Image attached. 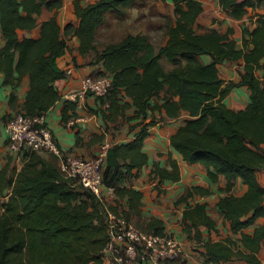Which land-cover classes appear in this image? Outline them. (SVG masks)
Instances as JSON below:
<instances>
[{"label":"trees","instance_id":"trees-1","mask_svg":"<svg viewBox=\"0 0 264 264\" xmlns=\"http://www.w3.org/2000/svg\"><path fill=\"white\" fill-rule=\"evenodd\" d=\"M136 1L96 0L81 5L75 0L76 25L67 23L62 30L53 16L39 24L37 37L20 39L18 32L36 27L43 9L57 10L63 0H0L3 82L15 90L23 77L29 80L25 101L15 113L44 114L60 99L54 82L64 72L57 59L66 50L65 37L76 36L80 54L93 53L95 61L101 62L111 77L108 92L94 97L101 104L98 112L102 120L118 123L140 118V127L131 140L110 144L106 149L102 183L111 187L115 196L109 208L120 209L131 222L133 217H140L143 193L126 186V182L147 163L143 145L147 127L153 124L144 122L147 110H163L169 118H178L185 112L188 116L170 135V146L184 162L201 164L211 181L223 176L226 190L237 178L247 190L240 196L220 197L216 203L231 233L238 235L236 240L228 236L201 242V226L208 231L216 229L204 202L187 203L182 214L183 231L203 248L206 264H224L231 259L264 264L258 258L264 245V187L257 181V173L264 169V80L255 74L262 69L264 75V12L256 13L250 24L242 28V47L236 48L235 41L226 33L193 30L202 11L199 0H171L176 20L166 27L165 44L155 48L148 35L126 33L99 50L97 32L108 16H125V9ZM218 3L228 15L241 19L248 9L261 7L264 0ZM239 60L243 61L239 80L225 82L217 65ZM163 62L169 67L165 68ZM100 75L107 74L94 76ZM239 86L247 87L249 101L244 108L233 110L223 100L233 87ZM155 97L158 100L151 104ZM15 101L12 91L10 107H15ZM131 108L134 113L127 117L126 111ZM67 109L74 110V103L65 101L64 123L75 117L74 113L68 115ZM11 155L16 160L17 156ZM19 159L20 167L16 169L14 164L11 176L6 177L7 168L0 171V264H102L108 235L100 199L91 190L65 178L52 155L28 149ZM167 164L168 167H161L155 162L151 177L160 182L179 180L177 161L169 155ZM6 186L10 191H2ZM209 193L202 186L187 187L177 202ZM120 200H126V208ZM258 218L262 221L256 224ZM132 223L144 231L163 233L162 222L155 217L142 224L138 220ZM250 226L251 232L243 231Z\"/></svg>","mask_w":264,"mask_h":264},{"label":"crops","instance_id":"crops-1","mask_svg":"<svg viewBox=\"0 0 264 264\" xmlns=\"http://www.w3.org/2000/svg\"><path fill=\"white\" fill-rule=\"evenodd\" d=\"M74 1L75 0H63L62 7L57 10L49 11L43 9L37 17L38 25L31 30H20L18 32L19 38L37 37L39 35V24L53 16L56 17L62 30L67 23L76 25L78 20L74 13ZM78 1L81 5H86L96 0ZM199 1L202 5V11L195 20L193 30L196 33H203L208 29H215L219 33H226L230 39L235 41L236 48L242 47V28L250 24V19L252 17L255 18L256 13L264 12L263 3L261 7L254 10L251 8L248 9L247 14L241 19H234L220 8L218 0ZM152 6L154 7V12L157 17L167 20V24H165L164 27L165 32L167 25L174 24L176 20L174 4L171 0H145V4L136 8L134 7L131 18H133V20H146L149 7ZM152 17L151 14L148 16V18L151 19ZM150 22L149 20L150 30L160 31L159 23L154 25V23ZM147 31L146 25H144L143 28L129 33H142L148 35ZM65 38L67 47L64 54L57 59V65L62 71L71 68L72 73L70 75H64L54 82V86L59 94L64 91H75L79 89L80 80L84 76L95 74L110 75L103 68L101 62L95 61L93 53L85 55L80 54L78 50L79 39L76 36L67 35ZM166 40L167 35L164 33V40L159 47L165 44ZM3 44L4 37L0 29V47ZM97 48L100 50L102 47L97 46ZM202 59L204 60L205 57H202ZM262 63L264 64V58L262 59ZM168 67V65L165 66V68ZM217 67L219 76L225 82L229 80L238 81L240 77L239 73L243 70V61H223L218 64ZM255 74L261 80H264L262 69L256 70ZM3 79V73L0 72V171L7 168L6 177H9L11 176V170L14 168V164L17 165L16 169H19L20 166L17 164L14 157L10 160L7 158V152L9 151L7 149L4 128L8 119L15 114V111L21 109L25 101L29 80L27 76L23 77L19 86L13 90L10 85L4 84ZM12 91L16 96L14 108L10 107L8 102L9 95ZM156 100H158L157 97L151 99V104ZM248 101L249 90L245 86L233 87L223 100L225 105L233 110L244 108ZM64 105L65 101L60 97V99L44 113L46 125L51 130L62 151L71 152L82 158L94 157L105 143H124L131 140L140 127V125H137L140 118L125 119L120 124L104 122L98 112L101 105L100 102L90 95L85 98L83 108L74 110L67 109L66 113L68 115L74 113L77 119L74 126L68 127L63 121ZM133 113L132 108L128 109L126 111V116L130 117ZM187 116L188 115L183 112L178 118H169L163 110H147L144 122L150 123L152 121L153 123L147 127L148 135L144 139L143 145V150L148 157L147 163L142 166L136 176L126 182V186H131L143 193L140 217H133L132 222L138 220V222L142 224L150 217H155L162 222L163 233L172 235L182 244V257L165 264H206L202 255L204 251L203 248L190 240L182 228V214L187 203L204 202L206 204V213L215 221V230L208 231L206 227H200L202 235L201 242L222 240L228 236L236 240L238 235L231 233L228 222L223 220L222 215L216 207V203L220 197L228 194L240 196L247 190V186L242 183L240 178L235 179L229 190H226V179L223 176L219 175L217 181H211L206 174V169L201 164L184 162L181 155L170 146V135L175 132ZM169 155L171 159H175L179 165V180H164L160 182L158 178H152L150 172L153 164L157 162L161 167H168L167 162ZM42 156L48 157L46 155ZM55 159L58 163V159L56 157ZM257 181L264 187V169L257 173ZM195 185L208 188L210 193L208 195H194L188 198L187 202L178 203L177 199L183 194L184 190L187 187ZM2 191H10V188L6 186ZM120 203L126 208V200H120ZM222 221L226 224L227 228L226 235L224 236L220 235V231L218 232ZM261 221L262 218H258L256 224H259ZM252 228L253 226H250L243 229V231L251 232ZM258 258L264 263V245L258 252ZM141 264L152 263L146 261ZM224 264L247 263L231 259L224 262Z\"/></svg>","mask_w":264,"mask_h":264},{"label":"built area","instance_id":"built-area-1","mask_svg":"<svg viewBox=\"0 0 264 264\" xmlns=\"http://www.w3.org/2000/svg\"><path fill=\"white\" fill-rule=\"evenodd\" d=\"M63 72L70 75L72 70L68 68ZM110 86L111 77L108 75H87L81 78L79 89L64 91L60 97L74 103L75 109H81L88 95L103 96ZM76 120L72 117L65 124L71 127ZM4 132L7 149L17 156L19 164L24 150L52 155L58 159V167L65 178L91 190L103 203L108 240L102 250V264H141L146 261L165 264L181 257L182 244L172 235L141 230L120 209L109 208V204H114V191L102 183V166L109 143L103 144L91 158L64 152L46 125L44 114L15 113L6 122Z\"/></svg>","mask_w":264,"mask_h":264},{"label":"rangeland","instance_id":"rangeland-1","mask_svg":"<svg viewBox=\"0 0 264 264\" xmlns=\"http://www.w3.org/2000/svg\"><path fill=\"white\" fill-rule=\"evenodd\" d=\"M143 4H145V0L144 1L137 0L135 2V5L133 4L130 7H127L125 9L126 15L123 17H119L117 15H109L105 24H103L97 32V38H96L97 46L102 47L104 44L108 42L117 41L126 33L135 32L143 28L144 25H146L150 40L152 41V43L154 44L156 48L159 47V45L164 40V33H165L164 27H165V24H167V20H164V18L157 17L156 13L154 12L155 10L153 6L149 7V11H148V16L151 14V16H153L152 19L148 18L147 16L146 20L144 19L133 20V18L131 17H132V11L134 7L136 8L138 7V5H143ZM149 20L152 23H154V25L159 23L160 31H155L153 29L150 30L149 23H148ZM163 64L167 66L165 62H163ZM118 123L120 124L122 123V121L120 120ZM7 157H10L12 159V155L9 152H7ZM226 229H227L226 224L222 221L221 227L218 229V232L220 231L221 233L220 235L224 236L226 235ZM181 257H179L178 259H180Z\"/></svg>","mask_w":264,"mask_h":264}]
</instances>
